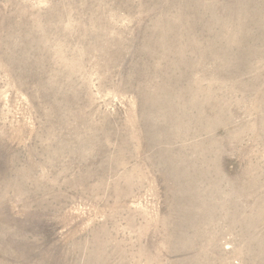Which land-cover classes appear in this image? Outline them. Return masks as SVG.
I'll return each mask as SVG.
<instances>
[{
    "label": "rangeland",
    "instance_id": "rangeland-1",
    "mask_svg": "<svg viewBox=\"0 0 264 264\" xmlns=\"http://www.w3.org/2000/svg\"><path fill=\"white\" fill-rule=\"evenodd\" d=\"M0 264H264V0H0Z\"/></svg>",
    "mask_w": 264,
    "mask_h": 264
}]
</instances>
